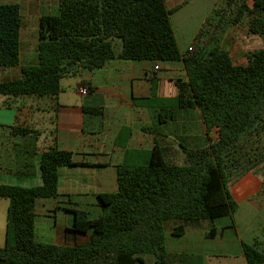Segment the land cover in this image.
<instances>
[{
	"label": "trees",
	"instance_id": "16d2710c",
	"mask_svg": "<svg viewBox=\"0 0 264 264\" xmlns=\"http://www.w3.org/2000/svg\"><path fill=\"white\" fill-rule=\"evenodd\" d=\"M251 2L219 0L196 35L200 45L184 56L165 0H60L56 13L40 16L37 62L22 65L19 78L0 81V107L21 109L18 101L27 98L55 102L62 91L61 79L80 70L101 69L113 58L153 63L182 60L187 81L176 82L175 98L160 100L152 93L134 104L197 108L206 131L217 136H210L204 149L183 148L186 164L181 166L168 162L158 146L150 151L126 149L130 129L122 128L115 142L126 149L116 167L117 189L97 195L98 217L91 219L86 212L73 210L72 230L90 235L86 243L73 246L42 243L35 237L36 202L59 197V168L86 165L75 162L71 151L48 147L40 154L41 185H0V198L9 202L1 264H145L148 255L155 264H168L166 222L233 218L237 203L228 182L264 160V147H252L264 133V48L248 51L246 63L236 65L221 47L219 33L246 19L248 33L264 38V0ZM23 26L18 4H0V67L19 65ZM87 89L92 91L89 85ZM55 107L49 114L53 140ZM82 111V132L100 133L102 108L85 105ZM243 253L247 264L264 262V253L253 245L243 243Z\"/></svg>",
	"mask_w": 264,
	"mask_h": 264
},
{
	"label": "crops",
	"instance_id": "0c3cea01",
	"mask_svg": "<svg viewBox=\"0 0 264 264\" xmlns=\"http://www.w3.org/2000/svg\"><path fill=\"white\" fill-rule=\"evenodd\" d=\"M59 1L0 0V4H18L22 18L24 9L28 12L37 11L38 23L40 16L54 14L50 13L52 10L57 12ZM218 1L165 0L166 8L172 11V29L181 55H187L189 48L195 49L200 45L195 40L196 35ZM188 7H191L189 12L184 13ZM47 8L48 11H43ZM186 13H190V19H194L196 27L184 43L178 40L174 27L186 29ZM36 26L37 29H31L26 37L22 36L25 29L22 27L19 65L0 67V81L19 78L22 65L37 62L38 24ZM229 28L222 33L223 42L226 41L234 51L242 50V40ZM116 45H119L118 41ZM223 49L232 57L228 47ZM159 65L161 70L158 71V77L152 80L151 70L155 63L113 58L101 69L80 70L77 73L79 82L76 96L80 95L78 87L88 88L89 85L92 88L91 92L83 96L88 97L87 101H61V87L62 91L55 101L57 105L51 99L27 98L18 101L22 105L21 109L0 107V185H41L40 154L50 146L71 151L75 162L86 164L60 167L59 197L36 202L37 241L73 246L89 240V234L72 230L73 210L84 211L91 219L100 215L97 195L116 191V167L123 161L126 149L150 151L158 146L168 162L184 166L186 156L183 148L204 149L208 146V139L213 132L209 134L206 131L197 108H150L134 104L135 99L150 97L152 93L160 100L173 99L178 93L176 82L187 81L182 60ZM85 105L99 106L104 112L103 127L98 134L82 132V109ZM52 106H56L55 140L49 134L45 120L52 112ZM124 127L130 129L126 149L115 144ZM144 128H151L152 131L145 132ZM16 129L30 132L19 135ZM261 163L228 182L229 193L237 203L232 219L171 220L163 225L168 264H247L243 243L253 245L264 253V167ZM8 205V200L0 198V247L5 246L6 242ZM180 228L181 234H175ZM209 233H212L210 238L207 237ZM144 259L145 264L148 260L155 264L150 255Z\"/></svg>",
	"mask_w": 264,
	"mask_h": 264
},
{
	"label": "rangeland",
	"instance_id": "374dc122",
	"mask_svg": "<svg viewBox=\"0 0 264 264\" xmlns=\"http://www.w3.org/2000/svg\"><path fill=\"white\" fill-rule=\"evenodd\" d=\"M250 3L252 4L251 0ZM53 4V3H52ZM223 3H220V6ZM191 7H188L185 12H189ZM49 8H47V10H43V11H48ZM41 11V12H43ZM56 10H52V12L50 13H55ZM186 19L187 20V27L186 29H181L178 30V27H174L176 29V33H177V38L178 40H180L181 42H187V36L192 33V31L195 29L196 25L194 24V19L191 18L190 19V13H186ZM37 11L35 12H28L26 9H24V15H23V21H24V32L22 34L23 37H26L30 32L31 29H37ZM247 20L245 19L243 21V23H241L240 25L237 26H231L229 28V31H231L233 34H237V36L239 37V39L242 40L243 45H241L240 47H242L241 49H237L236 51H234V48L232 49V46L228 45L227 43L223 42V32L219 33L220 36V45L223 48L228 47V49H230V53L232 54V59L233 62L236 65L239 64H245L247 59H246V53L248 51L252 52L255 50H258L260 48H264V38L260 35L258 36H254V35H250V33H248L247 31ZM30 26V27H29ZM36 26V27H35ZM177 26V25H176ZM226 29V28H225ZM224 29V30H225ZM223 30V31H224ZM218 36V37H219ZM119 45H116V50L120 49V41H118ZM187 47V44L186 46ZM242 52V53H241ZM79 82V76L75 75V76H68V77H64L63 79H61L60 81V85L63 88V95L61 97V101H70V102H74V101H87L88 97H83V96H76V90H77V83ZM66 98V99H65ZM46 123H47V127H49V131L50 129H53L54 124H53V116L52 114L47 116L45 118ZM217 134L215 132L212 133L211 139L216 138ZM252 147H258L259 149H262L264 147V133L261 134L256 137L255 142H253ZM261 165H263L264 167V160L262 161ZM3 215V214H2ZM0 216H1V212H0ZM146 264H151L150 261L148 260Z\"/></svg>",
	"mask_w": 264,
	"mask_h": 264
},
{
	"label": "built area",
	"instance_id": "2783aa9c",
	"mask_svg": "<svg viewBox=\"0 0 264 264\" xmlns=\"http://www.w3.org/2000/svg\"><path fill=\"white\" fill-rule=\"evenodd\" d=\"M192 48L188 49V52L191 51ZM161 70V67L159 65V62L155 63V66L153 67V70H151V77L153 79H157L158 77V71ZM78 93L81 96H86L88 94V89L85 86L78 87Z\"/></svg>",
	"mask_w": 264,
	"mask_h": 264
}]
</instances>
